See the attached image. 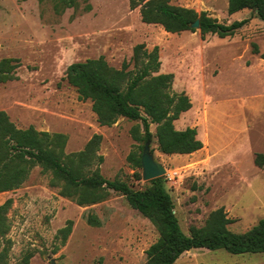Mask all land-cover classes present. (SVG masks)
<instances>
[{"label": "rangeland", "instance_id": "obj_1", "mask_svg": "<svg viewBox=\"0 0 264 264\" xmlns=\"http://www.w3.org/2000/svg\"><path fill=\"white\" fill-rule=\"evenodd\" d=\"M58 0H0V59L16 58V78L0 83V110L17 127L63 133L65 153L83 150L94 134L101 136L94 161L108 179L144 188L142 168L133 166L130 152L141 143L139 120L125 117L101 125L89 99L78 98L62 79L67 66L103 56L119 68L129 61L134 45L158 47L159 73H173L171 92H184L191 107L173 121L176 129L195 127L203 146L190 154H166L153 137L149 151L165 167L162 175L181 228L204 224L209 213L223 207L228 229L243 232L264 218V171L254 162L264 153V22L254 9L227 11L228 0H171L172 4L206 11L220 22L248 18L232 35L201 34L199 28L167 32L160 24L143 22L129 0H77L76 6H56ZM254 44L256 51L253 50ZM129 68H133L131 64ZM154 132L155 124L150 125ZM140 175V178H138ZM51 175L34 166L18 188L0 192V204L11 199L6 213L10 228L0 237L8 247V262L18 264H142L158 233L154 225L130 207L125 197L110 191L100 202L79 205L62 196ZM94 214L98 225L87 222ZM72 221L64 243L56 234ZM175 264H264V252L233 254L224 249L193 248Z\"/></svg>", "mask_w": 264, "mask_h": 264}, {"label": "trees", "instance_id": "obj_2", "mask_svg": "<svg viewBox=\"0 0 264 264\" xmlns=\"http://www.w3.org/2000/svg\"><path fill=\"white\" fill-rule=\"evenodd\" d=\"M76 6L77 0H58L56 6ZM131 8H139L143 22L160 24L167 32L195 30L190 24L199 21L201 34L214 33L219 37L232 35L248 22V18L230 23L218 21L206 11L197 12L191 7L175 5L171 0H129ZM256 10L264 22V0H228L229 14L242 9ZM254 51L256 45L254 44ZM133 68H129L130 65ZM19 61L16 58L0 59V83L15 79ZM158 47L151 51L143 43L134 45L129 61L119 68L110 65L103 56L70 63L62 79L73 86L78 98L91 101V109L101 125H111L118 117L139 120L143 133L132 128L135 139L141 143L156 140L157 148L166 154H190L203 143L195 127L176 129L173 121L191 107L184 92H171L173 73H159ZM155 124V130L150 125ZM66 136L63 133L36 130L32 125L20 128L10 120L5 110H0V192L20 187L31 169L38 165L51 175L50 183L59 187L62 196L79 205L100 202L110 191L123 195L131 208L146 217L156 228L158 237L146 249L142 264H175L177 258L193 248L224 249L233 254L264 252V218L258 219L249 229L235 232L228 229L232 221L223 207L212 210L201 226L191 225L188 233L180 226L174 203L166 190L162 176L147 180L144 188H133L124 180L105 178L99 166L91 168L94 161L101 163L102 155L96 153L101 139L94 134L83 150L65 153ZM140 150L143 145H139ZM128 159L141 167V153L132 151ZM255 164L264 171V153L257 152ZM140 178V175H138ZM11 199L0 204V237L10 228L6 213ZM90 225H98L97 217L87 216ZM72 221L60 228L56 237L64 243L71 232ZM8 247L0 249V264L8 262ZM31 254L23 255L18 264H28Z\"/></svg>", "mask_w": 264, "mask_h": 264}, {"label": "water", "instance_id": "obj_3", "mask_svg": "<svg viewBox=\"0 0 264 264\" xmlns=\"http://www.w3.org/2000/svg\"><path fill=\"white\" fill-rule=\"evenodd\" d=\"M190 26L193 28H199L198 19L192 22ZM141 168L143 180H150L162 176L166 171L163 164L154 158L153 154L149 151V141L146 142L143 147L141 155Z\"/></svg>", "mask_w": 264, "mask_h": 264}]
</instances>
